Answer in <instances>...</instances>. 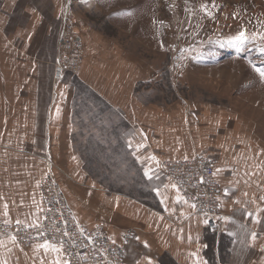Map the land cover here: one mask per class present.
<instances>
[{
  "label": "crops",
  "instance_id": "0c3cea01",
  "mask_svg": "<svg viewBox=\"0 0 264 264\" xmlns=\"http://www.w3.org/2000/svg\"><path fill=\"white\" fill-rule=\"evenodd\" d=\"M67 6L61 0H0V213L4 219L31 227L39 225L45 215L40 182L47 163L26 147L29 129L46 130L52 156L58 161L59 150L78 163L76 167L68 164L72 181H59L76 219L91 228L106 224L118 243L123 242L126 231L132 232L126 244V264H166L165 256L174 264H264L263 153L239 147L236 138H230L229 143L221 137L213 139V150L201 147L195 122L201 115L197 111L192 110L189 116L187 105L182 111H169L129 104L131 95L120 91L124 83H116L121 72L111 74L117 91L109 86V73L98 77L90 74L89 82L85 80L89 59L77 78L128 123L122 126L120 140L159 196V207L152 210L132 197L81 180L82 159L73 147L77 82L70 80L69 74L59 83L54 81ZM12 100L19 103L20 111L7 109ZM34 115L35 119L40 116L41 122L32 127ZM16 132L20 139L14 137ZM62 146L67 149L61 151ZM202 156L217 158L215 171L222 202L217 226L192 214V206L170 183L162 166L165 161ZM162 175L176 194L162 189ZM206 230H219L228 238L227 258L221 256L219 242L212 247V257L208 256ZM0 264L68 262L55 246L37 243L27 250L15 240L0 238Z\"/></svg>",
  "mask_w": 264,
  "mask_h": 264
},
{
  "label": "rangeland",
  "instance_id": "374dc122",
  "mask_svg": "<svg viewBox=\"0 0 264 264\" xmlns=\"http://www.w3.org/2000/svg\"><path fill=\"white\" fill-rule=\"evenodd\" d=\"M61 1L68 4L65 18L84 38L83 67L89 59L85 80L109 73L106 85L117 91L111 74L119 71L116 83H124L120 91L131 95L129 104L169 111L187 105L189 116L197 111L201 147L213 150V139L229 143L236 138L239 147L264 157V0ZM241 33L244 37L237 39ZM82 71L67 75L77 82L73 147L82 159L81 180L158 209L159 196L120 140L128 123L77 78ZM7 109L20 111L19 103L12 100ZM40 118L34 115L32 127ZM27 136L30 154L52 159L48 131L29 129ZM14 137L21 138L17 132ZM60 153L58 161L53 157L55 174L60 182H70V169L78 163ZM163 178L165 193H175ZM206 232L208 256L219 242L221 256L227 258L228 238L219 230Z\"/></svg>",
  "mask_w": 264,
  "mask_h": 264
},
{
  "label": "built area",
  "instance_id": "2783aa9c",
  "mask_svg": "<svg viewBox=\"0 0 264 264\" xmlns=\"http://www.w3.org/2000/svg\"><path fill=\"white\" fill-rule=\"evenodd\" d=\"M59 56L54 81L59 83L65 74H77L83 67L81 34L65 18L61 30ZM47 170L40 182V191L46 207L45 215L37 226L8 223L0 213V238L17 241L25 249L44 243L65 253L68 264H126V244L133 237L126 231L118 243L104 224L93 228L77 220L66 194L55 174L56 165L50 155L45 157ZM170 183L192 206V214L217 226L221 214V188L216 179V161L209 156L187 161L162 163Z\"/></svg>",
  "mask_w": 264,
  "mask_h": 264
},
{
  "label": "snow or ice",
  "instance_id": "6c2138e0",
  "mask_svg": "<svg viewBox=\"0 0 264 264\" xmlns=\"http://www.w3.org/2000/svg\"><path fill=\"white\" fill-rule=\"evenodd\" d=\"M244 37V33H241L239 37H237V39H242ZM261 75H264V72H261ZM149 264H151V262H149Z\"/></svg>",
  "mask_w": 264,
  "mask_h": 264
}]
</instances>
